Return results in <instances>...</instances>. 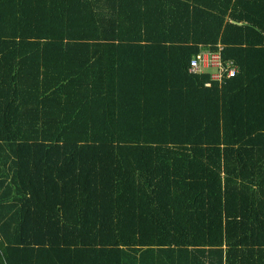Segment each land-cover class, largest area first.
Returning <instances> with one entry per match:
<instances>
[{"label": "trees", "instance_id": "1", "mask_svg": "<svg viewBox=\"0 0 264 264\" xmlns=\"http://www.w3.org/2000/svg\"><path fill=\"white\" fill-rule=\"evenodd\" d=\"M0 264H264V0H0Z\"/></svg>", "mask_w": 264, "mask_h": 264}, {"label": "built area", "instance_id": "2", "mask_svg": "<svg viewBox=\"0 0 264 264\" xmlns=\"http://www.w3.org/2000/svg\"><path fill=\"white\" fill-rule=\"evenodd\" d=\"M223 46L216 45V49L202 48L189 61L188 71L190 74H203L209 72V87L212 83L223 85L227 80L234 78L239 67L232 59H223Z\"/></svg>", "mask_w": 264, "mask_h": 264}, {"label": "crops", "instance_id": "3", "mask_svg": "<svg viewBox=\"0 0 264 264\" xmlns=\"http://www.w3.org/2000/svg\"><path fill=\"white\" fill-rule=\"evenodd\" d=\"M129 51L138 52L140 50L135 49V50H129ZM142 51L146 52V53H153L155 55L150 56L151 59H148L149 56H147V55H140L139 57H133L131 55V56H129L128 61L129 60H131V61L136 60L137 62H140V64H145V63H147V60H150L148 63H152L153 65H155V64L158 65L159 63L162 62V61H159V59L162 58L159 54L162 53V51H164V49L162 50L161 48L147 47L145 50H142Z\"/></svg>", "mask_w": 264, "mask_h": 264}]
</instances>
